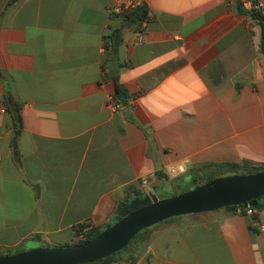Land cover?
I'll use <instances>...</instances> for the list:
<instances>
[{
  "label": "crops",
  "instance_id": "obj_1",
  "mask_svg": "<svg viewBox=\"0 0 264 264\" xmlns=\"http://www.w3.org/2000/svg\"><path fill=\"white\" fill-rule=\"evenodd\" d=\"M126 1L0 0L2 251L107 228L144 179L186 192L213 165L264 167V54L242 0H140L144 40L125 26L108 63ZM260 224L238 208L172 219L114 264H264Z\"/></svg>",
  "mask_w": 264,
  "mask_h": 264
},
{
  "label": "water",
  "instance_id": "obj_2",
  "mask_svg": "<svg viewBox=\"0 0 264 264\" xmlns=\"http://www.w3.org/2000/svg\"><path fill=\"white\" fill-rule=\"evenodd\" d=\"M263 197L264 171L221 177L163 200L155 194L137 197L120 208L113 225L85 244L0 256V264H94L122 252L139 233L168 220L228 207L256 208Z\"/></svg>",
  "mask_w": 264,
  "mask_h": 264
},
{
  "label": "trees",
  "instance_id": "obj_3",
  "mask_svg": "<svg viewBox=\"0 0 264 264\" xmlns=\"http://www.w3.org/2000/svg\"><path fill=\"white\" fill-rule=\"evenodd\" d=\"M14 1H16V0H11L12 3ZM240 7L242 8V11H244L245 13H249L244 9L242 3L240 5ZM250 15L260 28V33H261L260 34V51L264 54V18L257 13H252ZM120 18L124 22L122 29L116 30L113 33H111L110 36L106 40V45H105V49L107 52V61L106 62H108V63H113L116 60H118V51H119V48L122 44V33H123L124 27L125 26H135L137 29H140L143 22L149 20L148 8L145 5H143V6L137 8V9H135V10L123 15V16H120ZM125 98H126L125 90L123 89V87L121 85L116 83V99H118L122 102H125ZM263 171H264L263 166L262 167H255L252 164L247 163V162L243 163V164H237V163L217 164V165H213L210 167V172L205 171L206 174H204V175L202 174V177H201V174L196 175L194 182H195V186L199 187L201 185L208 184L214 180H217L221 177L230 176V175H253V174L261 173ZM206 178H210V179L208 181H203ZM126 194L128 197L120 205L119 209L121 207H123L125 204L130 203L132 200H134L137 197H145L146 196V194H143L141 191L137 190V186H128L126 188ZM258 202H259L258 206L255 209H264V197L260 198ZM237 208L238 207H228L226 209L236 210ZM179 218H181V217H179ZM179 218H175V219H179ZM113 224H111V225H113ZM161 224H163V223H161ZM111 225H109L108 227H110ZM84 228H85L84 226H81V232H82V230H84ZM151 228H148V229L142 231L141 233H139L137 235V237L130 243V245L143 232H145ZM103 230L104 229L98 228V227L89 228L88 231L85 233L83 239L78 240L75 244H65L62 247H69L72 245L85 244V243L89 242L90 240H92L93 238H95L96 236H98ZM81 232H78V236L81 235ZM127 249H128V247L125 248L122 252L115 254L111 257H108L104 260H101L99 262H96L94 264H114L115 262H117V260L119 258L122 257V255L124 254V251H126ZM11 255H14V254L8 253V252H2V250L0 249V256L1 257L11 256Z\"/></svg>",
  "mask_w": 264,
  "mask_h": 264
},
{
  "label": "built area",
  "instance_id": "obj_4",
  "mask_svg": "<svg viewBox=\"0 0 264 264\" xmlns=\"http://www.w3.org/2000/svg\"><path fill=\"white\" fill-rule=\"evenodd\" d=\"M143 5L144 3L140 0L121 2L119 7L115 10V13L116 15L123 16ZM242 5L244 9L250 14L257 13L264 18V0H242ZM146 22L147 21L143 22L140 29H138V32H137L138 42H142L144 40L143 33H144L145 26H146ZM109 104L114 107L117 106V103H115V100L113 97L110 98ZM6 112H7L6 108L0 104V115L5 114ZM185 172H186V167L184 165H180L176 168H171L168 171L170 176H173L176 178L181 176ZM142 187L144 189V192L147 195H150V182L148 179H144L142 181ZM238 212L240 214L244 212L247 216H253L255 214H260L264 216V209H255L252 207H248L247 209H245L244 207L239 206ZM259 229L261 232L264 233V224H260ZM87 231H88V227H85L84 230H82L81 232L80 239L84 238V235Z\"/></svg>",
  "mask_w": 264,
  "mask_h": 264
},
{
  "label": "rangeland",
  "instance_id": "obj_5",
  "mask_svg": "<svg viewBox=\"0 0 264 264\" xmlns=\"http://www.w3.org/2000/svg\"><path fill=\"white\" fill-rule=\"evenodd\" d=\"M173 179H175L176 177H173V176H171ZM201 177H202V175H201ZM178 178V177H177ZM210 178H206L205 180H203V181H208ZM202 181V182H203ZM192 189H194V188H190V187H188V185H187V187H186V191H189V190H192ZM154 192V194L158 197V199L159 200H163V199H167V198H170V197H173V196H175V195H178V194H181V193H184V192H181V190H176L175 192H172V189H171V187H170V185H165V186H163V187H160V188H156V189H154V188H151L150 189V194H152ZM80 240V239H79ZM75 244V243H74ZM132 249H133V245H131V246H129L128 247V249L126 250V251H124V254L122 255V257L123 256H127L129 253H131L132 252ZM20 251V252H19ZM22 250L20 249V250H15L14 252H13V254H17V253H25V252H28V251H30V250H28V251H25V252H21ZM2 252H6V251H2ZM121 257V258H122ZM130 263L131 264H134V261H132V260H130Z\"/></svg>",
  "mask_w": 264,
  "mask_h": 264
}]
</instances>
